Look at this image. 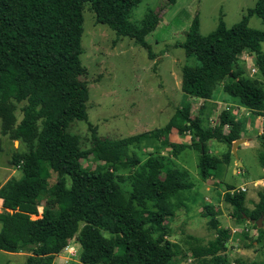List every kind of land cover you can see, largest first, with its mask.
<instances>
[{"label":"trees","instance_id":"1","mask_svg":"<svg viewBox=\"0 0 264 264\" xmlns=\"http://www.w3.org/2000/svg\"><path fill=\"white\" fill-rule=\"evenodd\" d=\"M140 1L0 0V120L2 132L23 144L11 159L21 175L0 184L3 206L12 210L0 213V250L28 253L18 264H52L71 241L77 245L81 264H170L175 243L163 233H153L183 204L185 191L194 187L189 170L174 158L181 148L197 149L198 175L204 181L220 164L230 162L232 142L242 137L244 129L228 108L209 125L205 102L221 86L251 115L264 116V50L260 47L264 30L248 25L251 16L264 20V0H256L238 22L227 27L220 17L206 35L200 33L195 15L179 45L194 59V64L181 68V90L200 98L202 104L193 117L188 104L177 108L166 129L187 131L190 143L169 142L177 147L174 158L150 153L142 161L127 148L143 134L102 139L93 130L89 152L107 167H85L82 160L88 152L68 130L73 121L87 117L88 88L79 79L84 72L83 8L89 3L98 22L148 49L145 36L158 25L159 15L148 9L139 23L132 22L130 12ZM243 51L251 53L257 67L253 75H261V81L245 74ZM17 109L22 114L19 121ZM155 133L160 136L161 130ZM257 138L261 147L257 157L264 168V125ZM209 140L225 143L227 150L221 156L210 153ZM126 168L131 169L127 192L121 185L125 177L117 172ZM52 173L56 177L50 185ZM231 188L228 184L222 196L233 207L231 216L237 223L254 220L255 241L264 249V228L256 225L264 217V186L257 189L251 208L246 207L244 192L231 194ZM38 207L41 215L31 218ZM206 209L213 214V208ZM216 218L215 214V225ZM228 233V228H217L216 238L192 248L196 263L227 264L221 251Z\"/></svg>","mask_w":264,"mask_h":264},{"label":"rangeland","instance_id":"2","mask_svg":"<svg viewBox=\"0 0 264 264\" xmlns=\"http://www.w3.org/2000/svg\"><path fill=\"white\" fill-rule=\"evenodd\" d=\"M255 2L256 0H141L130 12L129 19L132 22L139 23L148 9L159 15L158 25L145 36L148 49L127 36H117L106 24L98 22L95 12L86 3L83 8L81 35L83 52L80 56L84 72L79 79L88 88L87 117L73 121L68 127L71 133L79 137L80 145L88 152L82 164L89 169L104 170L107 167L104 161L89 152L93 147V130L102 139H121L143 134L127 148L129 154L135 152L142 161L150 153L174 158L172 153L178 152L175 151L177 147L169 142L177 146L187 143L181 139L180 142H176V139L170 141L167 123L175 116L177 108L188 104L193 117L199 114L202 104L196 97L184 94L181 90V68L186 64H194V59L187 57L184 49L179 46L185 39L192 19L198 15L199 31L206 35L216 27L220 17L230 27ZM248 25L264 30V20L257 16H251ZM260 47L264 50V42L260 43ZM246 57L247 64L240 59L245 74L249 76V66L253 63L249 51H246ZM252 78L262 80L259 74ZM262 88L264 90V84ZM223 94L232 100L238 99L225 92ZM17 106L20 107L21 103ZM16 115L19 121L22 115L20 109L16 110ZM215 121L213 117L210 122L207 120L209 125H214ZM160 130L161 134L157 136L155 132ZM182 133L188 135L187 131ZM257 143L255 147L236 150V156L232 154L229 165L220 164L214 171L213 181L207 182L210 189L206 188L207 180L202 181L198 175L199 151L193 147L180 149L174 159L178 166L189 170L194 187L185 191L183 204L173 216L167 217L162 228L156 227L153 233L154 236L163 233L175 243L176 254L170 264H197L192 256V248L205 245L216 238L217 228L229 229L224 250L221 251L227 264H264V249L255 241L257 231L254 222L245 220L237 223L231 216L233 207L222 197L228 184L235 188L244 185L246 207L251 208L252 201L257 200L256 191L264 186V180L256 181L257 178L264 177L257 157L261 147ZM206 147L217 156L227 150L225 143L215 140L207 141ZM18 148H23V144L10 133L2 132L0 120V183L11 176L21 175L20 169L11 165L12 156ZM117 172L125 177L121 185L127 192L130 184L126 176L131 169H120ZM55 177L52 173L50 185ZM254 181L257 182L256 185ZM206 206L213 208V214L209 213ZM41 210L37 212V217L41 215ZM215 214L216 225L213 224ZM34 216L31 217L37 218ZM260 227L264 228V217ZM24 253L26 252L0 250V264L21 263L28 254ZM58 255L59 253L55 257L58 258ZM52 264L61 262L57 259V263ZM67 264L81 263L77 258V261Z\"/></svg>","mask_w":264,"mask_h":264},{"label":"crops","instance_id":"3","mask_svg":"<svg viewBox=\"0 0 264 264\" xmlns=\"http://www.w3.org/2000/svg\"><path fill=\"white\" fill-rule=\"evenodd\" d=\"M245 53H246V51H243L240 54V58L243 60L245 57ZM197 100L199 103H202L201 102L202 100L200 98H197ZM224 108L230 109L232 114L235 116V119L241 120L243 122L244 129L242 131V137H245L246 140L243 143L239 144L237 146L236 150L245 149V148H249V147H255L258 144L257 142H259L257 136L261 133L262 126L264 125V116H261V115L253 116V115H251V112L247 108H245L244 106L239 104L238 101L232 100V99L228 98L225 94H223L222 88H221V86H219L217 88V90L215 91V94L213 95V97L210 100H207L205 102L204 112L207 115V120H209V122H210L212 120V117H213L216 119V121H215V123H216L218 120L219 112ZM186 137H188V139H190V134L184 135L183 133H179L177 128L174 129V127H172L170 129V132L168 133V139L170 141L176 139L177 140L176 142H180V139H181V141H184L188 144L190 142V140H186L187 139ZM251 138H253V139H251ZM230 163H231V161L228 163V165ZM238 165H240V164H238ZM261 169H262V171H264V168L261 167ZM214 178H215V174H213L211 177L206 179L207 181H205V183H206L207 189H210V184L207 182L213 181L212 179H214ZM255 179H253V180H255ZM256 180H259V181L264 180V177H259ZM2 183H0V184H2ZM26 254L27 253H24V255H26ZM57 259L58 258L56 256L54 258L53 263L54 262L57 263ZM58 260H60V259H58ZM61 264H62V262H61Z\"/></svg>","mask_w":264,"mask_h":264},{"label":"built area","instance_id":"4","mask_svg":"<svg viewBox=\"0 0 264 264\" xmlns=\"http://www.w3.org/2000/svg\"><path fill=\"white\" fill-rule=\"evenodd\" d=\"M250 60L251 59H249V61ZM244 61H246V64H247L246 53H245ZM250 63H251V61H250ZM249 67H250V73H249L250 76L257 72V67L255 64L251 63V65ZM256 181H259V180H256ZM256 181L253 182L255 185L257 184ZM228 191L231 194L235 193V192H244V191H246V187L244 185H241L237 188L233 187V188L229 189ZM40 210H41V207H38L37 212L39 213ZM3 211L12 212V210L10 208H6L3 206L2 200L0 199V213ZM37 212L35 214L33 213L35 216L33 214H31V216L37 217L39 215V214L37 215ZM77 258H78V249H77V245L74 241H71L69 244H67L59 252V255H58V259H60V261L63 262V264H67L70 261H77Z\"/></svg>","mask_w":264,"mask_h":264},{"label":"water","instance_id":"5","mask_svg":"<svg viewBox=\"0 0 264 264\" xmlns=\"http://www.w3.org/2000/svg\"><path fill=\"white\" fill-rule=\"evenodd\" d=\"M253 54H254V52H253ZM251 139H253V138H251ZM245 140H246L245 137H241V138H239V139H237V140H235V141L232 142L231 153H232L234 156H236V149H237V146H238L239 144L243 143ZM239 164H240V163H239ZM240 165H241V164H240ZM262 218H263V216H260V217L256 220V225H257L258 227H260V225H261V219H262ZM251 222H254V220H252Z\"/></svg>","mask_w":264,"mask_h":264}]
</instances>
